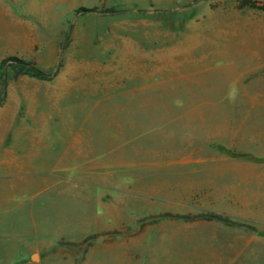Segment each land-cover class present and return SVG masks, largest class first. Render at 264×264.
<instances>
[{"label": "rangeland", "instance_id": "1", "mask_svg": "<svg viewBox=\"0 0 264 264\" xmlns=\"http://www.w3.org/2000/svg\"><path fill=\"white\" fill-rule=\"evenodd\" d=\"M5 1L0 109L57 110L47 129L59 142L44 138L50 155L22 167L16 189L0 181V264H264V108L230 106L227 130L204 106L264 99V0ZM197 143H217V159L198 164ZM49 181L60 185L34 194ZM164 212L257 232L162 221L96 241L84 260L49 253Z\"/></svg>", "mask_w": 264, "mask_h": 264}, {"label": "crops", "instance_id": "2", "mask_svg": "<svg viewBox=\"0 0 264 264\" xmlns=\"http://www.w3.org/2000/svg\"><path fill=\"white\" fill-rule=\"evenodd\" d=\"M16 2L18 0H15ZM0 2H6L5 0H0ZM213 25V24H212ZM230 51L231 49H227ZM239 94L237 98H228L223 96V94L213 95L208 99V103L204 104L206 109L210 110V113L217 112L219 120L217 123L223 124L228 127L234 123V120L231 121V118L228 116L230 114L229 107L232 106L235 110V107H245L250 108L251 110H258L264 108V99L255 95L250 96L249 102H240V100H245ZM208 105V106H207ZM199 113H202L203 108L198 109ZM24 115V117H17V111L13 109H0V181H5L7 185L6 188L14 190L19 187L22 179L20 178L19 171L22 167H27L30 164H41L47 160L46 155H50L49 146L44 145V138L49 139L55 135V142H59V137L50 131V126H53L54 114L57 113V110L49 109L42 112V114H36L34 111H29ZM219 112V113H218ZM228 114V115H227ZM54 120V121H53ZM202 123H204L202 121ZM200 123V124H202ZM206 124L212 125L209 121H206ZM49 130V133H48ZM225 138L227 137L224 134ZM66 138V137H65ZM80 136H77V139L72 138L70 143H81L78 139ZM54 143V142H51ZM68 143V140L65 142ZM62 143V144H65ZM250 143H258L250 141ZM217 143H197V163H211L217 159ZM62 153H60L61 155ZM55 161L49 162V164H54ZM12 171V172H11ZM11 177L9 173H13ZM25 184V180H23ZM27 187V182H26ZM30 186L31 184L28 183ZM58 182H44L39 183L35 187L36 193L46 192L49 188L54 186H59ZM25 190V189H24ZM27 190V189H26ZM24 191L25 193L27 191ZM67 190V189H66ZM88 190V189H86ZM89 195V191L86 192ZM84 195V194H83ZM90 222L89 218L85 221L78 222L76 227H86L89 228ZM75 242V241H73ZM35 251L32 249L31 252ZM33 256V255H32Z\"/></svg>", "mask_w": 264, "mask_h": 264}, {"label": "trees", "instance_id": "3", "mask_svg": "<svg viewBox=\"0 0 264 264\" xmlns=\"http://www.w3.org/2000/svg\"><path fill=\"white\" fill-rule=\"evenodd\" d=\"M240 8L262 9L259 2L253 0H240ZM162 221L181 222L184 224L193 223H220L228 225L235 229H242L249 232H257L256 228L229 218L226 215L215 212H200L175 214L170 212L151 214L135 221V228L125 226L121 229H113L102 231L99 233H92L87 235L84 239L73 242L65 239H60L55 246L49 251L50 255L71 256L76 259L80 256L84 260L89 250L93 247L96 241L103 244H112L117 238H135L142 234L147 228L158 225Z\"/></svg>", "mask_w": 264, "mask_h": 264}]
</instances>
